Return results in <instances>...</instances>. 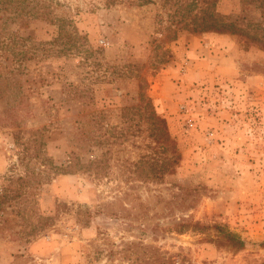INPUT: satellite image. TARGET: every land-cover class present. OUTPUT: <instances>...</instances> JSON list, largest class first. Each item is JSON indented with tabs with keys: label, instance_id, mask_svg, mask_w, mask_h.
Instances as JSON below:
<instances>
[{
	"label": "rangeland",
	"instance_id": "obj_1",
	"mask_svg": "<svg viewBox=\"0 0 264 264\" xmlns=\"http://www.w3.org/2000/svg\"><path fill=\"white\" fill-rule=\"evenodd\" d=\"M0 264H264V0H0Z\"/></svg>",
	"mask_w": 264,
	"mask_h": 264
},
{
	"label": "trees",
	"instance_id": "obj_2",
	"mask_svg": "<svg viewBox=\"0 0 264 264\" xmlns=\"http://www.w3.org/2000/svg\"><path fill=\"white\" fill-rule=\"evenodd\" d=\"M149 2V1H147ZM21 3V1H20ZM24 7L18 4L16 8L13 9L14 12H18V15L22 13ZM194 17H197L195 15ZM210 14V20L202 21L196 23L191 27V31L203 32V31H216L219 33H233L241 35L243 30L234 21H218L212 20ZM58 36L60 35L61 28L58 27ZM142 105V110L146 114L147 121L149 125V137L155 142V152L154 156L146 155L140 163H145L148 169L145 171V175L153 174V177L159 178L165 172H167L172 166L173 162H177L178 156L176 153V146L174 140L171 138L168 132L167 124L164 118L157 115L155 112L152 101L148 98L144 99V95H140ZM171 152L172 155L169 157L166 155L167 152ZM177 230L179 232L192 229L196 231H203L209 228H214L216 230L217 237L214 242L220 247H228L234 252L241 251L245 247V242L240 238V236L232 231H230L225 225L214 224L204 225L198 221L191 223H180L177 225Z\"/></svg>",
	"mask_w": 264,
	"mask_h": 264
}]
</instances>
